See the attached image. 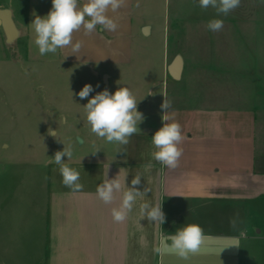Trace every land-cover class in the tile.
<instances>
[{"label": "crops", "instance_id": "obj_1", "mask_svg": "<svg viewBox=\"0 0 264 264\" xmlns=\"http://www.w3.org/2000/svg\"><path fill=\"white\" fill-rule=\"evenodd\" d=\"M10 1H16V5L2 4L0 8L12 10L19 35L25 32L29 45L35 46L30 25L33 12L46 16L52 8L51 0ZM260 7L261 19L254 20L252 9L245 13V40H236L244 52L242 56L238 59L215 56L209 58L208 65L214 63L216 70L201 68L204 75L199 78L198 93L202 105L195 126L193 118L185 113L190 107L180 92L185 60L181 77L175 79L168 71L174 59L167 65L165 59L163 77H170L173 83L167 82L162 96L171 100L167 114L171 121L181 125L183 135L179 144L183 154L176 168L164 167L153 159L156 149L152 136L163 124L158 128L150 124L148 130H138L130 138L131 158L120 159L109 154L97 160L65 162L80 173L83 189L79 192L62 184L57 165L48 171L44 178L47 184L39 191L43 195L32 202V209L42 215L43 230L40 235L36 232L27 235L30 240H40L35 264H264V238L261 228H255L264 214V4L260 3ZM133 14V0H127L126 7L120 11L116 32L99 29L91 35L77 32L74 41L83 42L80 52L70 55L71 49L66 48L57 54L93 67L109 60L127 61L125 40L137 32L132 29ZM260 25L263 27L261 48H255L252 37L253 33H259ZM0 28L5 34L3 27ZM122 54L123 57H112ZM51 55L39 57L55 60ZM199 63L207 64L206 60ZM217 79L227 80L228 84L223 87ZM223 94L234 99L216 103ZM243 96L246 103L238 104ZM138 174L142 177L138 189L149 187L151 191L137 197L126 220L115 222L111 210L119 207L123 191L132 187L131 180ZM117 176L122 184L121 192L112 203L105 204L96 194L97 185ZM144 202L153 206L161 203L166 217L162 225L141 218L140 205ZM237 214L242 223L233 229L229 221ZM32 216L35 212L29 217ZM187 224H199L204 229L207 239L201 254L183 260L169 252L161 255L154 251L162 235L175 234ZM239 230L246 231L247 238L236 241L239 247L230 246Z\"/></svg>", "mask_w": 264, "mask_h": 264}, {"label": "rangeland", "instance_id": "obj_2", "mask_svg": "<svg viewBox=\"0 0 264 264\" xmlns=\"http://www.w3.org/2000/svg\"><path fill=\"white\" fill-rule=\"evenodd\" d=\"M15 2L0 0V5H16ZM247 9L254 10L255 21L261 19L259 0H241L240 6L227 16L218 15L211 7L201 9L198 0H133L132 29L137 32L125 40L128 60L104 61L94 67L57 53L51 55L55 60H41L38 48L29 45L25 32L9 43L0 28V264L36 263L40 240H30L27 235L41 234L43 218L32 209V202L43 195L39 191L47 184L44 178L48 171L56 166L53 157L57 151L64 147L72 150V159L65 156V162L97 160L109 154L131 158L128 144L108 143L91 132L83 107L88 99L105 89L114 93L127 87L144 116L138 124L139 132L148 130L150 124L158 128L163 124L162 88L167 82L173 83L170 77H163L164 61L167 65L180 55L185 60L180 92L190 107L185 113L193 122L197 121L202 105L198 93V83L204 75L201 68L216 70L214 63L208 65L209 58L215 56L232 59L242 56L244 52L237 41L245 40ZM212 19L224 21L221 31L207 29ZM142 25L150 27L149 35L143 34ZM259 29L260 34L253 33L252 37L255 48H261L262 25ZM201 60L207 64H200ZM215 81L223 87L228 84L223 79ZM85 84H91L93 92L82 100L78 93ZM224 99L232 100L234 96L223 94L216 103H224ZM246 101L243 96L238 104ZM49 128L57 130L56 138L48 135ZM32 212L35 219L30 221ZM261 223L255 228H261L264 238V214Z\"/></svg>", "mask_w": 264, "mask_h": 264}, {"label": "clouds", "instance_id": "obj_3", "mask_svg": "<svg viewBox=\"0 0 264 264\" xmlns=\"http://www.w3.org/2000/svg\"><path fill=\"white\" fill-rule=\"evenodd\" d=\"M51 2L52 8L48 14L41 17L33 12L34 19L30 24L33 32L32 43L38 48L41 56L49 53L55 54L58 50L66 48L71 49L70 55H76L83 46L82 41H74V34L77 32L83 31L85 35H91L97 29L116 32L119 28L120 11L127 5V0H51ZM259 3L264 4V0H259ZM240 4L241 0H198L201 9L207 10L211 7L216 10L218 15L224 16L238 8ZM109 12L115 15L110 16ZM223 27L222 19H212L207 23V29L213 32H219ZM91 92H93L92 85L85 84L78 96L83 100L88 98ZM148 95H152V93L149 92ZM163 96L164 101L160 107L164 113L162 115L164 123L152 136V144L156 149L152 153V157L162 166L174 169L178 166L183 154L182 148L179 147L183 135L181 125L171 121V117L167 114L172 107L171 100L167 99L165 95ZM137 104L133 92L127 87H120L114 93H110L107 89L97 93L88 99L87 104L83 107L91 132L96 137L108 143H117L123 146L129 143L130 137L137 134L138 124L144 119L143 114L137 109ZM48 135L56 138L57 130L49 128ZM72 155V150L64 147L62 151L55 153L53 159L59 167L62 184L73 192H79L83 189V184L80 183V173L63 160L65 156L71 160ZM141 178L139 174L134 176L131 180L132 187L123 191L119 207L112 208L111 214L115 222L126 220L137 197L145 196L151 191L149 187H144L143 191L138 189L137 186L141 184ZM121 189L122 184L117 176L114 179L107 178L97 185L96 194L105 204H110L115 199V195L121 192ZM140 212L141 218H147L148 221L160 225L165 222L166 217L162 211L161 203L153 206L144 202L140 205ZM239 223L242 221L239 220L238 214L229 221L230 227L233 229H237ZM241 238H247L246 231L239 230L238 237L233 239L230 246L239 247L236 241ZM206 239L204 229L199 224H187L178 228L175 234L162 235L160 244L154 251L161 255L169 252L183 260H188L191 256L202 253Z\"/></svg>", "mask_w": 264, "mask_h": 264}, {"label": "water", "instance_id": "obj_4", "mask_svg": "<svg viewBox=\"0 0 264 264\" xmlns=\"http://www.w3.org/2000/svg\"><path fill=\"white\" fill-rule=\"evenodd\" d=\"M0 26L3 27L7 41L9 43L13 42L19 35L18 28L13 18V13L10 8H0ZM143 34L149 35L150 34V27L144 26L143 27ZM183 70V58L182 56H176L174 60L168 67L169 74L175 78L179 79L181 77V73ZM104 81L107 83V75H104ZM80 142H83L81 137H78Z\"/></svg>", "mask_w": 264, "mask_h": 264}]
</instances>
